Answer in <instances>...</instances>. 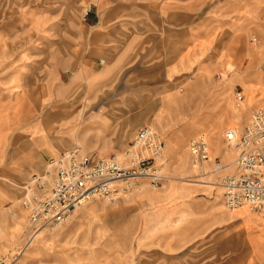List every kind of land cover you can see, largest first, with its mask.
Wrapping results in <instances>:
<instances>
[{
  "label": "rangeland",
  "instance_id": "1",
  "mask_svg": "<svg viewBox=\"0 0 264 264\" xmlns=\"http://www.w3.org/2000/svg\"><path fill=\"white\" fill-rule=\"evenodd\" d=\"M87 1L0 0V83L2 80L12 81L11 78H23L34 102H38L41 92L43 119H47L50 107L57 109V116L49 118L50 135L56 138L59 147L55 159L63 150L75 147L76 143L81 145L75 131L70 142L64 131L66 105L73 97L72 90L66 89V78L71 75L66 46L68 41L71 44L70 36H74V46L81 44L82 18ZM242 1L248 3L251 51L244 68H231L235 66L234 62L221 59L211 63V70L206 71V75L192 73L184 83L174 88L128 86L137 90L132 94L136 96L133 103L139 114L138 127L131 141L141 128L151 127L164 140L165 148L167 141L170 143L175 160L173 164L168 160L163 170L171 182L197 181V169L193 167L189 144L202 134L200 130L211 128L207 140L212 162L204 165L207 172L204 181L217 186L220 176L234 170V150L231 149L233 154L227 155V159L221 154L229 150L226 131L235 127L241 133L253 112L264 107V0H239L240 3ZM233 73L237 74L238 80L233 87H226L225 82ZM245 73L247 77L243 81L241 76ZM80 82V78L74 82V93L77 92L74 99L82 97ZM121 88L124 98L127 86ZM147 88L153 92L148 95L145 91L140 92ZM236 89L243 90L241 105H238L235 96ZM213 92L217 93L218 100L208 98ZM146 96L153 97V100L144 99ZM170 96L180 99L167 100ZM46 99L50 102H45ZM121 103L124 106L126 102L122 100ZM212 107H216L213 112ZM231 107L239 110L237 120L242 119L227 126L225 121L231 115ZM146 110H149V115H142ZM122 119H129V116L123 115ZM215 127L219 129L214 130ZM191 130L197 132L185 139V133H191ZM171 134L174 138L170 137ZM128 146L115 154L124 153ZM215 159L230 166L219 173H208L212 172ZM31 180L32 176L26 181L0 178V229L3 230L0 233V264H264V235H258L259 229L248 222L255 218L264 220V215L247 207L233 212L228 229L225 226L217 229L216 250H209L203 245L192 246L180 253L163 252L160 246L152 244L147 238L144 221L138 215L137 198L143 193L137 191L139 184L112 201L95 199L88 202L74 210L64 223L43 228L34 241L26 245L29 210L25 205V187ZM143 186L149 188L148 182ZM92 204L99 205L96 213L82 215L83 209ZM231 235L233 248L225 250L222 241Z\"/></svg>",
  "mask_w": 264,
  "mask_h": 264
},
{
  "label": "crops",
  "instance_id": "2",
  "mask_svg": "<svg viewBox=\"0 0 264 264\" xmlns=\"http://www.w3.org/2000/svg\"><path fill=\"white\" fill-rule=\"evenodd\" d=\"M247 6V2L239 0H88L82 18L81 44L74 46V36H70L71 44L68 41L66 46L67 65L71 68L66 89L72 90L74 97V82L80 78L82 96L72 97L66 105L67 140L73 141L70 133L75 131L84 154L114 155L131 143L138 127V109L133 103L136 96L132 94L137 90L128 86L174 88L192 73L206 75L211 63L221 59L234 62L231 68H244L251 54ZM233 75L237 81V74ZM246 77V73L241 76L243 81ZM231 78L225 82L226 87H231ZM11 79L0 83V178L26 181L34 174L44 173L51 160L72 148L54 158L59 148L56 138L50 135L49 118L57 116V109L50 107L47 119L41 118V92L38 102H34L24 79ZM123 85L127 86L124 98ZM151 90L140 92L148 95ZM238 91L244 99L243 90L236 89L235 94ZM175 97L167 100L180 99ZM208 98L218 100V95L213 92ZM122 100L126 102L124 106ZM215 108H211L212 112ZM230 109L226 125L242 119L237 120L239 112ZM148 111L142 115H149ZM123 115L129 119L123 120ZM195 132L185 133V139ZM170 137L174 138L172 134ZM169 144L167 141L164 151L167 165L168 160L170 164L175 160ZM227 152L221 153L224 159L233 154L231 149ZM148 187L137 188L139 193L143 191L137 198V212L152 244L166 253L203 245L209 250L217 249V229H228L233 220V211L225 207L218 185L167 181L158 188ZM98 208V204L89 205L82 215H94ZM248 222L259 229L258 235H264V220L255 218ZM221 245L225 250L232 249V235Z\"/></svg>",
  "mask_w": 264,
  "mask_h": 264
},
{
  "label": "built area",
  "instance_id": "3",
  "mask_svg": "<svg viewBox=\"0 0 264 264\" xmlns=\"http://www.w3.org/2000/svg\"><path fill=\"white\" fill-rule=\"evenodd\" d=\"M238 102L241 92L235 94ZM228 149L235 152L234 170L220 176L217 184L225 207L238 211L245 207L264 215V107L253 112L242 133L228 131ZM165 142L151 128H141L124 153L111 156L83 154L78 148L51 160L46 171L34 174L26 185L25 205L29 210L26 245L46 227L64 223L76 210L95 199L112 201L133 185L148 182L158 188L170 181L163 168ZM196 179L201 183L212 162L210 144L205 135L189 144ZM212 172L219 173L230 165L214 160Z\"/></svg>",
  "mask_w": 264,
  "mask_h": 264
},
{
  "label": "bare ground",
  "instance_id": "4",
  "mask_svg": "<svg viewBox=\"0 0 264 264\" xmlns=\"http://www.w3.org/2000/svg\"><path fill=\"white\" fill-rule=\"evenodd\" d=\"M231 79H232V80H231L230 83H228V85L231 86V87H233L234 84H235V81H236V75H233V77H232ZM84 107H85V106H84ZM78 108H79V107H78ZM233 109H234V111L239 112V110H237V109H235V108H233ZM238 109H240V108H238ZM63 110H64V109H63ZM65 112H66V111H65ZM69 115H70V114H69ZM81 115H82V114H81ZM44 116H45V115H44ZM60 118H61V117H60ZM81 119H82V118H81ZM58 120H59V119H58ZM222 120H223V119H222ZM205 122H206V121H205ZM62 123H63V122H62ZM80 123H81V122H80ZM219 123H220V122H219ZM219 123H218V125H219ZM218 125H217V126H218ZM228 125H229V124H227V126H228ZM217 126H216V127H217ZM236 126H237V125H236ZM60 127H61V126H60ZM216 127L214 128V130H218V129L220 128L219 126H218L219 128H216ZM65 129H66V128H64V131H65ZM153 129H154V128H153ZM230 129H232V130H229V128H228L229 131L237 132V129H236L235 127H231ZM155 130H156V129H155ZM224 130H225V129H224ZM56 131H57V130H56ZM156 131H157V130H156ZM200 131H203L201 135H205V136L207 137V136L209 135L208 131L210 132V131H212V130H211V128H208V129L205 128V129H202V130H200ZM53 132H54V131H53ZM58 132H59V131H58ZM213 132H214V131H213ZM213 132H212V133H213ZM227 132H228V131H226V133H227ZM51 133H52V132H51ZM54 133H55V132H54ZM47 135H48V134H47ZM65 135H66V133H65ZM55 136H56V135H55ZM71 137H74V134H73V133H70V138H71ZM49 138H50V137H49ZM50 139H51V138H50ZM212 139H213V138H212ZM213 140H214V139H213ZM69 142H70V141H69ZM214 142H215V141H214ZM211 143H212V142H211ZM220 143H222V142H220ZM51 145H52V144H51ZM64 145H65V144H64ZM66 145H67V144H66ZM69 146H70V145H69ZM212 147H213V146H212ZM58 148H59V147H58ZM74 148H78V149H80L81 151L84 152V149H83L82 146H81L80 144H78V143H76V146H75ZM215 148H216V147H215ZM65 151H66V150H65ZM164 151H165V150H164ZM54 152H55V151H54ZM117 152H118V151H117ZM55 154H56V153H55ZM83 154H84V153H83ZM166 162H167V160H166ZM46 164H47V163H46ZM232 164H233V163H232ZM47 167H48V166H47ZM131 188H132V187H131ZM131 188H130V189H131ZM130 189H129V190H130ZM243 228H244V227H243ZM234 241H235V239H234ZM223 242H224V241H223ZM246 244H247V243H246ZM246 244H245V245H246ZM243 250H244V249H243ZM232 251H233V250H232ZM235 254H236V253H235ZM237 255H238V254H237Z\"/></svg>",
  "mask_w": 264,
  "mask_h": 264
}]
</instances>
